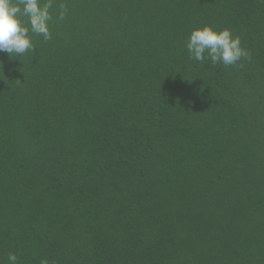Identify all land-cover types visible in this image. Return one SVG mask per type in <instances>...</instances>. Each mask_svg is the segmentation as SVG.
Returning a JSON list of instances; mask_svg holds the SVG:
<instances>
[{
	"label": "trees",
	"instance_id": "16d2710c",
	"mask_svg": "<svg viewBox=\"0 0 264 264\" xmlns=\"http://www.w3.org/2000/svg\"><path fill=\"white\" fill-rule=\"evenodd\" d=\"M50 11L0 52V264H264V0ZM204 25L250 58L190 59Z\"/></svg>",
	"mask_w": 264,
	"mask_h": 264
},
{
	"label": "clouds",
	"instance_id": "9594fccd",
	"mask_svg": "<svg viewBox=\"0 0 264 264\" xmlns=\"http://www.w3.org/2000/svg\"><path fill=\"white\" fill-rule=\"evenodd\" d=\"M53 0H0V52L10 57L34 51L31 34L51 38ZM65 8L61 5L58 18L64 19ZM25 17L26 20H23ZM189 58L198 62L210 59L213 64L235 65L242 58L249 59L250 53L241 45L239 36L225 27L216 29L211 25L194 28L187 41ZM15 54V55H13ZM8 264H17L15 253H9ZM41 264H48L47 260Z\"/></svg>",
	"mask_w": 264,
	"mask_h": 264
}]
</instances>
